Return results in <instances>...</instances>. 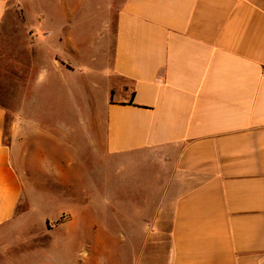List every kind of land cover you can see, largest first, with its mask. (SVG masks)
Here are the masks:
<instances>
[{
    "label": "crops",
    "instance_id": "1",
    "mask_svg": "<svg viewBox=\"0 0 264 264\" xmlns=\"http://www.w3.org/2000/svg\"><path fill=\"white\" fill-rule=\"evenodd\" d=\"M15 2L22 10L16 102L31 95V107L54 98L70 103L79 93L71 74L85 76L92 65L77 32L76 7L68 0L60 13L29 16L25 4L37 1ZM7 11L8 0H0V33ZM114 11L99 34L101 66L95 68L108 95L103 127L95 110L76 111L66 139L85 158L139 156L166 171L142 244L150 247L152 228L166 225L167 251L157 257L150 248L142 264H264V0H121ZM20 105L9 115L0 102V228L12 222L23 195L16 163L28 127L17 125ZM29 126L39 147H47V123L31 118ZM76 131L83 138L77 147ZM34 223H16L13 264H81L72 247L100 241L78 231L41 248L47 243L37 236L57 225L28 234L24 229Z\"/></svg>",
    "mask_w": 264,
    "mask_h": 264
},
{
    "label": "rangeland",
    "instance_id": "2",
    "mask_svg": "<svg viewBox=\"0 0 264 264\" xmlns=\"http://www.w3.org/2000/svg\"><path fill=\"white\" fill-rule=\"evenodd\" d=\"M35 1L38 4H33V7L30 3L25 4L29 16L31 12L39 10L46 15L47 11L49 15L60 13L59 9L62 10L63 3L68 0ZM109 1L69 0L71 6L76 7L73 17L78 35L88 46L90 61L87 62H92L85 76L81 73L71 74L72 90L79 93L71 95L70 103H58L54 98L51 102L44 100L31 107V95H22L24 115L23 119L18 117L16 121L20 128H28L21 132L25 144L19 149L21 156L16 166L23 180V195L12 222L0 228V264L14 262L15 225L21 220L35 222V227L24 229L28 234L31 230L44 232L45 225H57L37 236L47 243L41 248L52 247L63 237L73 236L78 231L89 239L97 236L100 241L72 247L71 252L75 256L81 253L79 257L82 259L75 260H82L81 264L84 259H87V264H131L133 255L135 264H142L149 258L150 248L158 252L157 257L166 254V225L161 229L152 228L155 237L150 247L146 243L142 244L143 234L150 223L149 211L160 204L165 190L166 171L158 161L139 156H109L105 153L102 157L88 155L85 158L66 139L72 137L68 126L73 123L76 111L86 115L95 110L102 119L103 127V102L108 95L104 92L102 79L96 73L99 69H95L101 66V53L97 47L104 21L111 19L121 0H111L113 4ZM21 12L15 0H8L6 28L4 33H0V102L7 108L9 115L19 112L22 102L17 103L14 95L15 36L17 28L20 29L18 17ZM47 25L51 26L48 20L44 26ZM41 30L43 28L39 27V35ZM93 82L99 84V89L93 87ZM32 113L38 116L31 117ZM11 118L13 115L8 117V124ZM31 118L44 120L52 131V139L44 142L47 147H39L35 134L37 130L29 126ZM74 139L76 147L83 144L78 131ZM157 257L151 258L153 262H159Z\"/></svg>",
    "mask_w": 264,
    "mask_h": 264
}]
</instances>
